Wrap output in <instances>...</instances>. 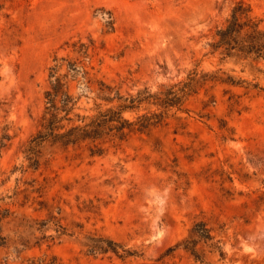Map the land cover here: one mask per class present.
I'll return each mask as SVG.
<instances>
[{
  "label": "rangeland",
  "instance_id": "1",
  "mask_svg": "<svg viewBox=\"0 0 264 264\" xmlns=\"http://www.w3.org/2000/svg\"><path fill=\"white\" fill-rule=\"evenodd\" d=\"M240 1L264 29V0H0V141L9 137L0 210L54 216L66 228L59 236L50 224L43 233L55 240L7 263L3 253L0 264H264V91L207 82L185 111L171 110L150 136L104 156L47 150L33 171L25 155L55 67L75 99L72 117L119 105L102 99L100 83L112 98L128 97L186 82L193 71L222 70L264 87V76L221 63L209 46ZM155 111L144 106L124 117ZM199 222L214 238L199 242V260L182 248L168 253ZM87 236L132 255L91 256Z\"/></svg>",
  "mask_w": 264,
  "mask_h": 264
},
{
  "label": "trees",
  "instance_id": "2",
  "mask_svg": "<svg viewBox=\"0 0 264 264\" xmlns=\"http://www.w3.org/2000/svg\"><path fill=\"white\" fill-rule=\"evenodd\" d=\"M4 5H0V13ZM83 46V45H82ZM212 54H219L221 63H231L240 67L242 73H248L255 79L264 76V29L261 22L254 15L251 6L240 1L232 9L225 24L215 32L213 41L209 44ZM84 47V46H83ZM76 65L73 70L79 71ZM56 67L50 76V90L46 93V107L43 123L39 132L31 138L25 148L28 160V169L38 171L45 151L55 150L61 152L88 151L92 157L104 156L110 148H116L129 141L134 136H150L151 132L163 126L169 119L170 111L183 110L189 97L196 93L197 87L207 82H216L234 87H245L250 90L264 91L261 83H252L247 80L232 76L222 70L213 74H200L193 71L186 82H181L152 93L149 89L139 91L137 95L121 96L118 92L111 97L112 89L100 83L103 100L119 105L100 111L91 117L75 115V99L70 95L63 79L56 75ZM88 76L87 72H84ZM93 80L89 79V83ZM144 106L156 107L159 112H147L137 115L134 120L124 117L127 112H138ZM8 136L0 141V155ZM37 193L43 192L39 188ZM44 208L43 203H40ZM52 224L59 236L66 234V228L60 225L56 217L50 220H39L24 213L0 210V256L7 263L11 258L19 259L20 256L33 248L41 247L55 237L46 236L43 231ZM41 235V236H38ZM212 231L205 222L194 225L190 237L169 249L168 253L182 248L191 252L199 260L197 246L199 242L212 241ZM83 246L91 256L112 253L120 258L130 257L126 252L120 254V244L105 237L87 236ZM48 264H58L56 259Z\"/></svg>",
  "mask_w": 264,
  "mask_h": 264
}]
</instances>
